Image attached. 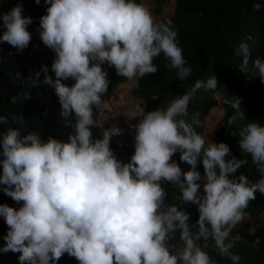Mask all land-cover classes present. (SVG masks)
Returning <instances> with one entry per match:
<instances>
[{"label":"clouds","instance_id":"clouds-1","mask_svg":"<svg viewBox=\"0 0 264 264\" xmlns=\"http://www.w3.org/2000/svg\"><path fill=\"white\" fill-rule=\"evenodd\" d=\"M44 3L46 14L39 18L37 31L55 53V79L47 65L28 79L31 87L42 83L54 89L70 131L66 140H44L36 131L23 133L14 126L25 124L22 114L13 115L11 122L0 115V185L20 205L0 204L8 228L0 253H19V264H57L65 254L78 264H218L208 251L211 247L231 264H240L239 253L232 251L240 238L231 233L248 215L256 194L264 195V125L249 120L231 132L239 137L242 159L227 143L198 132L199 112L189 122V106L198 90L218 95L219 81L212 75L197 79L166 107L145 112L137 104L130 117L138 119L131 126L134 153L122 162L110 145L124 130L115 124L104 127L97 118L111 111L103 98L111 83L103 65L139 88L141 78L158 72L154 60L163 55L164 66L183 82L193 69L178 32L171 19L157 20L146 0ZM252 7L259 11L261 4ZM0 21V44L17 51L29 47L33 18L23 14L22 4L0 13ZM248 41L255 42L251 34L234 50L236 57H243L239 72H251L264 83V60L257 58L250 66ZM69 80L71 85L64 83ZM223 104L234 110L229 125L245 119L239 97L225 98ZM177 153L188 170L173 160ZM246 157L259 173L255 182L239 172L248 163ZM165 183L178 189L177 202H167ZM189 204L197 206L195 224L182 208Z\"/></svg>","mask_w":264,"mask_h":264},{"label":"trees","instance_id":"trees-1","mask_svg":"<svg viewBox=\"0 0 264 264\" xmlns=\"http://www.w3.org/2000/svg\"><path fill=\"white\" fill-rule=\"evenodd\" d=\"M164 1L153 0L155 4L151 9L153 14L160 13ZM254 2L261 4L259 11L253 10ZM18 3L23 5V14L33 18L28 30L37 31L39 18L46 14L47 5L44 0H41L40 4H36L35 0H5L0 3V13L7 12ZM167 19H171L173 27L178 32L183 55L187 65L192 67L193 74L183 82L177 80L176 71L164 66L165 60L161 55L154 60L159 67L158 72L141 78L139 88L133 85L132 94L144 101L146 110L152 111L159 106L166 107L176 95L183 94L197 79L216 75L219 81L216 91L221 101H218L211 91L198 90L190 102L189 122L199 112L197 118L201 123L196 130L201 133L204 128V118L213 107L221 104L226 114L213 141L227 143L233 155L238 159L245 158L239 149V137L232 136L231 132L238 131V128L249 120H257L264 125V83H261L258 76L253 77L251 72L247 74L239 72L240 60L243 57H236L234 50L241 41H244L246 35L251 34L255 42L248 41L252 51L250 66L257 58L264 60V0H176L174 12ZM3 31L4 29L1 28L0 33ZM54 56L55 53L44 46L41 40L29 45L23 51H17L10 45L0 49V115L7 116L11 122L13 115L22 114L25 124L14 126L20 127L23 133L36 131L44 140L49 136L66 140L70 129L64 126L54 89L42 83L39 87H31V81L28 79L39 72L44 65L49 67V74L55 79L54 73L51 72ZM103 67L111 81L109 91L103 97L106 100L111 98L119 85L127 80L118 76L115 69L108 67L107 64ZM40 79H43V73ZM64 83L71 85L73 81H64ZM25 93H30L31 98L24 99ZM232 95L241 99V107L246 117L229 125L227 121L234 114V110L229 105L223 104V100L231 99ZM13 96L17 97L15 104L11 102ZM101 124L110 127L113 122L108 120ZM99 131L93 129L94 135H99ZM110 146L122 162H128L134 153V139L130 135L113 136ZM173 157L182 170L190 168L180 161L179 153ZM246 158L248 163L239 172H244L255 182L259 178V173L252 164L251 158ZM198 170L203 173L202 164L198 165ZM163 187L168 193L167 202H177L178 189L169 183H165ZM2 188L3 186L0 185V204L19 208L20 205L7 196ZM175 195L177 199L173 200ZM182 208L190 213V223L195 224L198 219L197 206L189 204L183 205ZM246 212L251 216L263 213L264 195L257 193L256 199L250 202ZM0 227V246H2L5 243L3 236L8 230L3 217H0ZM249 228V225L245 224L243 227L233 229L231 237L239 236L240 239L232 251L239 253L240 264H264V227H259L253 232ZM208 251L218 264H231L230 260L221 258L211 247ZM18 256L19 253H0V264H19ZM57 264H78V261L65 254Z\"/></svg>","mask_w":264,"mask_h":264},{"label":"rangeland","instance_id":"rangeland-1","mask_svg":"<svg viewBox=\"0 0 264 264\" xmlns=\"http://www.w3.org/2000/svg\"><path fill=\"white\" fill-rule=\"evenodd\" d=\"M5 0H0V3L4 2ZM148 3L149 7L151 9L154 8L155 4L153 0H146ZM176 5V0H165L161 6V11L159 14H153L154 17L157 20H165L171 16V14L174 12ZM2 23V21H0ZM1 29V28H0ZM32 34V39L30 42V45L36 44L39 42L41 39L39 37V34L37 33L36 30L30 31ZM9 44L3 43L0 44V49H4L6 46ZM133 85L129 81H125L121 83L118 87V89L114 92L113 96L109 99H106L108 103L111 105V111L110 112H105L103 115H98V120L100 123L106 122L108 120H111L113 124L117 125L121 129H123V134L120 136H125V135H130L134 139V129H132V125H135L138 122L137 118H130L135 110V106L137 104L144 106L145 104L142 99H139L135 97L131 90H132ZM215 98L218 101H221L220 95H215ZM150 110H146L145 112H148ZM222 111L224 109L222 108L221 104L218 106L213 107L208 115L204 118V128L201 133L205 134L208 136L211 140H213V137L216 134V131L219 129L221 123L223 122L224 115H222ZM214 115V118L212 119L211 127L207 128L206 127V120L208 116ZM174 160V157H173ZM201 175H204V172L201 173ZM203 189L201 188V192ZM245 224L249 225V230L253 232L255 229L259 227H264V212L261 213L258 216H251L247 215L246 218L239 223L234 229L243 227ZM1 228V227H0Z\"/></svg>","mask_w":264,"mask_h":264},{"label":"bare ground","instance_id":"bare-ground-1","mask_svg":"<svg viewBox=\"0 0 264 264\" xmlns=\"http://www.w3.org/2000/svg\"><path fill=\"white\" fill-rule=\"evenodd\" d=\"M214 118V115L211 114V116H208L206 120V127L209 128L211 127L212 119Z\"/></svg>","mask_w":264,"mask_h":264}]
</instances>
